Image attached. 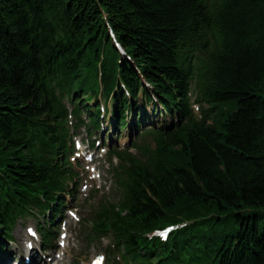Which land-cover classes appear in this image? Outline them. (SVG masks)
<instances>
[{"label": "trees", "instance_id": "trees-1", "mask_svg": "<svg viewBox=\"0 0 264 264\" xmlns=\"http://www.w3.org/2000/svg\"><path fill=\"white\" fill-rule=\"evenodd\" d=\"M197 46L210 53L197 68L210 121L182 125ZM98 62L105 92L121 80L135 97L143 76L177 123L148 131L144 162L124 154L125 193L102 206L97 228L111 223L136 261L264 264V0H0V236L36 192L63 186L64 110L51 82L83 103L98 92ZM116 100L123 115L121 88ZM190 219L200 222L149 250L143 233Z\"/></svg>", "mask_w": 264, "mask_h": 264}, {"label": "bare ground", "instance_id": "bare-ground-1", "mask_svg": "<svg viewBox=\"0 0 264 264\" xmlns=\"http://www.w3.org/2000/svg\"><path fill=\"white\" fill-rule=\"evenodd\" d=\"M107 25H109V26H111L110 24H109V21H107ZM118 51H119V49H117ZM197 55H201V52H195ZM97 66H102L101 65V63H99V64H97ZM136 70H137V72L139 73V71H138V68L136 67ZM140 78H141V76H140ZM141 81H142V79H141ZM145 81H148V80H145ZM120 83V82H119ZM121 84H123V85H125L126 86V83L123 81V83H121ZM135 84H137L138 86H139V83H135ZM143 84V81L141 82V85ZM137 86V87H138ZM77 89H76V87H73V91H76ZM86 109H91L90 111H88V112H90V113H92V114H97L99 111H101V109H98L97 107H95V105H94V103H91V105H90V108H86ZM126 116H124V115H122V114H118L117 115V119H120L121 121H125L126 120ZM23 240V237H21L20 238V241H22ZM21 250V248H17V249H15V250H13L12 252H5V253H1L0 252V264H12V262H11V258H13V256H14V254H16L17 255V253L19 252ZM17 252V253H16ZM19 254V253H18Z\"/></svg>", "mask_w": 264, "mask_h": 264}, {"label": "rangeland", "instance_id": "rangeland-1", "mask_svg": "<svg viewBox=\"0 0 264 264\" xmlns=\"http://www.w3.org/2000/svg\"><path fill=\"white\" fill-rule=\"evenodd\" d=\"M121 134H122L123 137H121L120 140L124 139L125 137H128L126 131H122ZM133 135H134V132L132 133L131 138H133ZM19 223L22 224V226H21V232H23V230H24V225H23L24 224V220L20 221ZM17 232H18V230H17ZM16 238H17V233L15 231V233H14V239L15 240L12 241L11 245H9L10 247L15 245ZM90 245L87 246L86 248L80 246V248H81V251H80V259H85V257H89L90 254L93 252V249L97 250L98 248H100V244H98V243L93 244V246H91V247H90ZM102 246H104V245H102Z\"/></svg>", "mask_w": 264, "mask_h": 264}, {"label": "snow or ice", "instance_id": "snow-or-ice-1", "mask_svg": "<svg viewBox=\"0 0 264 264\" xmlns=\"http://www.w3.org/2000/svg\"><path fill=\"white\" fill-rule=\"evenodd\" d=\"M100 259H102V258H100Z\"/></svg>", "mask_w": 264, "mask_h": 264}]
</instances>
